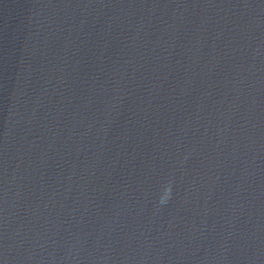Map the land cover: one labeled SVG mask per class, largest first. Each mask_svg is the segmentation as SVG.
Segmentation results:
<instances>
[{
	"label": "water",
	"instance_id": "95a60500",
	"mask_svg": "<svg viewBox=\"0 0 264 264\" xmlns=\"http://www.w3.org/2000/svg\"><path fill=\"white\" fill-rule=\"evenodd\" d=\"M0 264H264V0H0Z\"/></svg>",
	"mask_w": 264,
	"mask_h": 264
}]
</instances>
